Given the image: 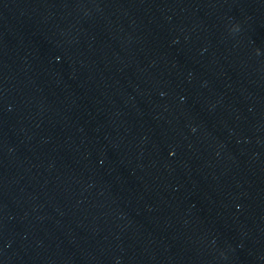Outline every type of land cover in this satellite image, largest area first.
Segmentation results:
<instances>
[{
    "label": "water",
    "instance_id": "obj_1",
    "mask_svg": "<svg viewBox=\"0 0 264 264\" xmlns=\"http://www.w3.org/2000/svg\"><path fill=\"white\" fill-rule=\"evenodd\" d=\"M0 264H264V0H0Z\"/></svg>",
    "mask_w": 264,
    "mask_h": 264
}]
</instances>
